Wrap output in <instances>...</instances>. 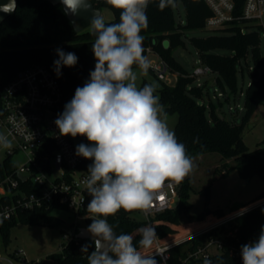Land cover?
<instances>
[{
	"label": "trees",
	"instance_id": "trees-1",
	"mask_svg": "<svg viewBox=\"0 0 264 264\" xmlns=\"http://www.w3.org/2000/svg\"><path fill=\"white\" fill-rule=\"evenodd\" d=\"M96 7H108L114 14L108 23L118 22L120 11L112 8L106 0H92ZM186 11V23H177L172 6L163 10L158 7L159 0H151L147 8L148 27L141 35L144 37L143 47H150L157 52L168 65L171 72L177 73L173 85L163 82L159 89L160 102L168 113H177L178 121L175 132L178 141L185 144L187 153L192 158L208 152H218L224 158H234V167L244 179L259 176L264 181V148L258 147L250 151L242 138L243 129L264 98V72L255 75L249 81L244 94V114L242 121L236 123L228 120L219 112L218 105L204 99L206 84H195L196 76L191 74L173 56V49L185 45L183 34L185 29L206 28V19L211 10L204 0H181ZM245 32L239 25L220 28L215 34L205 37L192 36L191 43L198 50L202 64L216 73L215 83L223 94H236L239 91L238 74L242 72L241 61L250 58L251 68H261L264 56L261 50L263 25L257 22L245 23ZM95 37L90 28L77 32L69 21L60 4H52L47 0H18L16 12L0 24V98L6 84L22 69L34 64L46 65L59 80L63 90L61 113L69 102L77 87L83 86L94 70L95 59L92 43ZM168 47H165V42ZM75 53L78 62L74 67H62L58 77L54 68V60L58 59L56 49ZM216 49H227L229 54L216 53ZM135 67V66H134ZM151 71L156 72L150 67ZM149 83L144 80L140 87ZM207 93V91H206ZM157 94V93H156ZM229 100V96L226 98ZM3 164L7 171L14 169L11 156H5ZM1 170V169H0ZM190 177L187 176L179 189V200L173 208L157 214L154 218L156 233L162 238L181 236L185 231L183 219H191V203L189 190ZM206 191L208 188L205 189ZM264 200V190L249 202L234 210L226 212L222 208L206 209L202 215L223 216ZM53 207H41L19 212L18 215L5 219L0 223V251L5 250L10 242L11 229L19 222L25 223H58L51 214ZM264 202L252 210L239 216L233 224L241 242L255 241L264 226ZM108 222L114 231L133 234L146 223L139 215L124 209L109 216ZM89 239H69L59 252L48 257L56 264H87L86 255L81 253V246L91 244ZM92 248H89V252ZM14 258L17 256L11 253ZM211 264L234 263L227 255L215 256L209 260ZM172 264L177 263L172 260ZM31 264H46L42 260H33ZM204 264V262L202 263Z\"/></svg>",
	"mask_w": 264,
	"mask_h": 264
},
{
	"label": "clouds",
	"instance_id": "clouds-1",
	"mask_svg": "<svg viewBox=\"0 0 264 264\" xmlns=\"http://www.w3.org/2000/svg\"><path fill=\"white\" fill-rule=\"evenodd\" d=\"M150 2L106 0L120 11L119 21L113 23L92 11L88 28L95 37L94 70L55 120L60 136H83L90 142L75 149L77 156L92 161L86 178L91 197L86 218L92 221L86 231L92 243L81 246L87 264H159L156 257L163 259L168 249L159 246L160 238L152 224L138 228L136 240L133 234H117L107 218L121 209L147 214L165 181L179 184L196 167L185 144L168 126L157 86L137 85L134 66L145 75L151 67L141 35L148 27ZM62 4L66 15L92 8L91 0H62ZM15 6L12 0L0 6V11L9 13ZM168 6L174 7V0H159L160 10ZM56 54L58 59L53 63L58 77L62 67H74L78 62L75 53L58 48ZM0 147H12L3 134ZM240 255L242 264H264V226L255 241L241 246ZM204 264L211 262L205 259Z\"/></svg>",
	"mask_w": 264,
	"mask_h": 264
},
{
	"label": "built area",
	"instance_id": "built-area-1",
	"mask_svg": "<svg viewBox=\"0 0 264 264\" xmlns=\"http://www.w3.org/2000/svg\"><path fill=\"white\" fill-rule=\"evenodd\" d=\"M211 10L206 19V28L239 25L245 32V23L259 22L264 13V0H204ZM146 52H154L150 47ZM160 79H165L169 70L165 60L151 67ZM212 70L207 65L198 66L191 76L206 74ZM63 90L54 73L44 64L34 63L20 70L4 87L0 98V129L6 131L12 147L6 156L22 155L23 160L14 162L7 171L0 161V223L19 212L41 207L67 209L74 213V228L70 239H78L80 226L92 221L87 217L86 206L91 197L86 191V178L91 160L75 154L77 145L90 142L83 136L75 138L60 136L55 124L61 113ZM20 175H25L22 179ZM171 183V186L169 184ZM181 183L165 181L155 193L153 207L145 214L142 210L127 211L154 226L157 214L173 208L179 200ZM263 201L241 210L223 215H207L197 223L191 221L179 237L160 238V247L167 248L159 264H202L205 259L227 255L234 263L242 264L240 249L245 243L233 228L234 222L244 213ZM17 260L7 258L9 264H26L21 250H16Z\"/></svg>",
	"mask_w": 264,
	"mask_h": 264
},
{
	"label": "rangeland",
	"instance_id": "rangeland-1",
	"mask_svg": "<svg viewBox=\"0 0 264 264\" xmlns=\"http://www.w3.org/2000/svg\"><path fill=\"white\" fill-rule=\"evenodd\" d=\"M175 20L177 23H186V11L181 0H174ZM102 15L105 21L113 19L114 14L108 8L102 9ZM263 25L261 29L262 44L261 50L264 56V13L259 19ZM217 30L209 28L201 29H185L183 39L185 45L178 46L173 49V56L192 73L198 66H204L200 60L198 50L191 43L192 36L205 37L210 34L217 33ZM165 47H168V42H165ZM216 53L229 54L227 49H216ZM151 67L155 63L161 61V56L157 52L146 54ZM242 72L238 74L239 91L236 94H223L215 83L216 73L209 72L196 76L195 84H206L204 99L208 103L212 101L218 105L219 112L228 120H234L236 123L242 121L244 114V94L241 93V88L246 89L249 81L255 75H260L264 72V65L261 68L255 69L251 66L250 58L241 61ZM137 73V85L141 86L144 80L149 83H154L157 86V94L162 87L163 82L173 85L177 78V73L168 71L166 78L160 79L157 73H153L148 69L147 74H143L139 68L134 67ZM229 96V100H227ZM168 126L171 130L175 128L178 121L177 113H168ZM0 134L6 135L4 129H0ZM242 138L250 151L258 147L264 148V98L263 102L255 109L249 120L247 121ZM8 149L0 147V161H2ZM196 167L189 175L191 188L189 190V201L191 203L190 213L191 219H183L182 223L187 226L191 221L197 223L205 220L206 215L200 216L206 209L222 208L226 212L240 207L242 204L249 202L264 190V181L259 176H254L251 179H244L240 176L238 170L234 167L236 161L234 158H224L218 152H208L201 156L193 157ZM22 155L13 157L14 162H21ZM208 188L206 191L205 189ZM2 190H0V194ZM51 214L59 220L58 223H25L19 222L11 229L10 242L4 247L5 250L0 251V264H9L7 258L17 260L12 256L16 250L23 252V257L27 260L26 264H31L33 260H42L46 264H56V261L48 256L52 253L59 252L64 244H66L74 228V213L67 209H54ZM140 216V215H139Z\"/></svg>",
	"mask_w": 264,
	"mask_h": 264
},
{
	"label": "water",
	"instance_id": "water-1",
	"mask_svg": "<svg viewBox=\"0 0 264 264\" xmlns=\"http://www.w3.org/2000/svg\"><path fill=\"white\" fill-rule=\"evenodd\" d=\"M47 1L51 2L52 4H60L64 9V5L62 4V0H47ZM11 2H12V0H0V6L7 5ZM17 4H18V0H15L16 6H15V10L12 12L5 13L3 11H0V24L3 23L9 16L13 15L16 12ZM91 4H92V8H90L86 11L82 10L79 12L78 15H71V14L67 15L69 21L72 23L74 29L77 32H80V31L88 28L93 10L99 12L102 15V8L96 7L92 0H91ZM20 177L22 179L26 178L25 175H20ZM87 227H88V225L87 226H80L78 228V232L76 233V237L78 239L92 240L91 235L86 231Z\"/></svg>",
	"mask_w": 264,
	"mask_h": 264
}]
</instances>
